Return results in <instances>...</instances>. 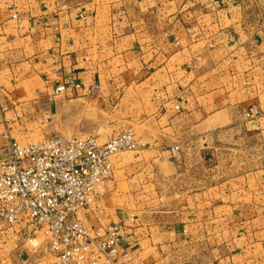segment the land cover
I'll return each mask as SVG.
<instances>
[{
	"label": "crops",
	"instance_id": "0c3cea01",
	"mask_svg": "<svg viewBox=\"0 0 264 264\" xmlns=\"http://www.w3.org/2000/svg\"><path fill=\"white\" fill-rule=\"evenodd\" d=\"M127 132L75 216L122 227L118 264H264V0H0V156L4 134ZM45 254L0 235V264Z\"/></svg>",
	"mask_w": 264,
	"mask_h": 264
},
{
	"label": "built area",
	"instance_id": "2783aa9c",
	"mask_svg": "<svg viewBox=\"0 0 264 264\" xmlns=\"http://www.w3.org/2000/svg\"><path fill=\"white\" fill-rule=\"evenodd\" d=\"M69 87L79 88L59 85L53 95L63 96ZM98 91L93 87L90 94ZM3 137L7 142L0 156V235L19 227L23 245L34 252L44 250L47 264H118L127 256L121 253L125 236L120 225L92 233L75 216L99 210L103 194L97 188L115 178L112 159L140 149L132 132L105 144L93 136L51 135L25 145L8 134Z\"/></svg>",
	"mask_w": 264,
	"mask_h": 264
},
{
	"label": "rangeland",
	"instance_id": "374dc122",
	"mask_svg": "<svg viewBox=\"0 0 264 264\" xmlns=\"http://www.w3.org/2000/svg\"><path fill=\"white\" fill-rule=\"evenodd\" d=\"M54 135V134H53ZM47 136V135H46ZM49 136H51V135H49ZM45 137V136H44ZM65 137V136H64ZM83 137V136H82ZM37 140H41V139H37ZM112 184V183H111ZM108 186H110V184L108 185Z\"/></svg>",
	"mask_w": 264,
	"mask_h": 264
}]
</instances>
